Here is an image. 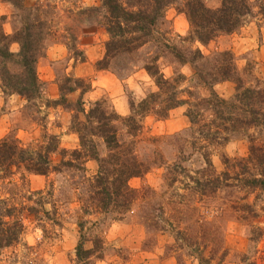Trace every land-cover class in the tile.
<instances>
[{"label": "rangeland", "instance_id": "rangeland-1", "mask_svg": "<svg viewBox=\"0 0 264 264\" xmlns=\"http://www.w3.org/2000/svg\"><path fill=\"white\" fill-rule=\"evenodd\" d=\"M181 1L171 0L164 10V28L170 30L179 50L186 48L191 54L207 57L228 51L249 83L255 79L264 82V18L259 12L264 0H250L251 13L244 24L206 44L178 38L189 31L179 8ZM201 1L211 8L220 4V0ZM103 10L102 0H0V27L11 38L10 51L19 50L12 40L25 22L41 25L44 46L35 65L40 97L27 101L0 88V139L14 138L28 149L46 144L57 147L49 155L46 175L21 168L0 178V199L15 209L17 217L4 220L12 224L18 219L22 224L19 239L0 249V264H264V191L225 189L208 206L186 188L195 187L191 178H200L208 167L206 159L218 173L233 159L245 158L247 134H232L223 144L199 149L204 141L191 129L188 103L172 108L164 118L148 111L139 118L137 132L114 121L117 139L148 171L128 180L137 196L131 212L118 218L113 208H101L103 185L95 179L99 163L92 151L80 145L73 116L83 123L84 118L72 110V103L81 98L87 110L100 100L106 113L128 117L132 109H140L142 99L159 91L140 66L129 73L118 72L114 64L109 69L96 66L108 38ZM154 52L156 47L148 44L139 57ZM159 67L165 78L183 75L179 98L189 102L210 99L209 87L194 78L191 62L178 63L166 55L160 58ZM75 79L87 84L88 90L63 91L69 105L49 103L59 99L62 83L74 85ZM213 90L230 99L235 83L222 81ZM89 130L90 125L82 133ZM88 139L97 159L111 154L101 137L89 135ZM81 239L84 249L94 250L85 260L78 259L75 252Z\"/></svg>", "mask_w": 264, "mask_h": 264}, {"label": "trees", "instance_id": "trees-1", "mask_svg": "<svg viewBox=\"0 0 264 264\" xmlns=\"http://www.w3.org/2000/svg\"><path fill=\"white\" fill-rule=\"evenodd\" d=\"M170 2L171 0H102V19L108 38L104 43L103 56L96 61V66L99 69H109L114 64L118 72L125 73L140 66L153 78L159 91L151 94L149 99H142L138 105L140 109H132L128 117L106 113L104 103L100 100L92 103L87 110L81 98L72 103V110L82 113L84 118L83 123V120H77L76 114L73 116L80 145L88 149V152L92 151L91 156L99 163L95 179L103 185L100 206L104 211L113 208L118 218L119 215L131 212L137 199L136 191L128 186V180L144 174L148 168L137 160L127 145L117 139L114 121L122 122L131 131L137 132L140 129L139 118L148 111L154 110L164 118L169 110L182 103H188L186 116L191 129L201 135L200 140L204 141L199 149L215 143L223 144L232 134L241 132L247 134L249 141L247 156L233 159L221 172L216 173L206 159L207 169L202 171L200 178H191L196 185L186 187L188 194L195 192L204 204L210 206V199L225 189L246 193L264 191V82L255 79V83H249L237 71L232 54L228 51L217 52L211 57L191 54L186 48H181L180 51L170 30L164 28L167 24L164 10ZM180 6V11L189 24V31L186 37L178 38L180 41L196 40L201 44H206L221 34L235 32L251 13L250 0H220L216 8L206 6L201 0H182ZM259 12L264 18V1L259 5ZM42 29L40 24L25 22L13 36L12 41L19 45V50L13 52L9 49L10 36L0 27L2 92L17 93L27 101L40 97L42 87L35 65L44 48ZM148 44L156 47V52L139 57V51ZM166 55L173 56L178 63H192L194 78L209 87V100L189 102L179 98L178 94L182 91L180 82L184 77L181 73L171 78L164 77L159 60ZM226 80L235 83V93L230 99L221 98L213 90L215 84ZM72 84L74 85H68L67 81L62 83L59 87V99L49 103L69 105L63 91L73 92L80 88V92L84 93L88 90V85L82 80L75 79ZM205 112L207 114L204 116ZM88 125L89 132L82 133ZM89 135L101 137L109 147L111 154L104 160L97 159L92 140L88 139ZM56 149L54 144L28 149L20 146L14 138H1L0 178L11 176L13 170L21 168L34 174L46 175L50 168L49 155ZM65 163L68 165L71 162ZM232 207L235 208V205ZM14 211L12 206L0 199V249L16 242L22 231V224L18 219L12 224L4 220L5 217H14ZM83 245L81 239L75 248L76 257L80 260L87 259L94 251L84 249Z\"/></svg>", "mask_w": 264, "mask_h": 264}]
</instances>
